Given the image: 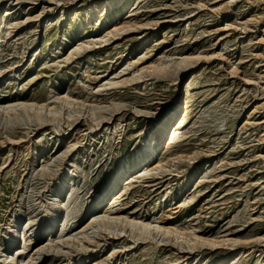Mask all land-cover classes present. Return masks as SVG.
I'll list each match as a JSON object with an SVG mask.
<instances>
[{"label": "rangeland", "instance_id": "1", "mask_svg": "<svg viewBox=\"0 0 264 264\" xmlns=\"http://www.w3.org/2000/svg\"><path fill=\"white\" fill-rule=\"evenodd\" d=\"M95 1L0 0V74L12 73L0 101L61 105L62 118L79 116L40 128L31 114H0V250L22 233L42 241L58 200L63 232L75 236L42 264L81 256V264H264V0H126L99 16L89 11ZM193 55L200 58L179 83L147 69ZM190 75L183 124L157 156L161 167L123 175L96 216L118 199L113 214L156 219L206 244L136 239L127 226L82 233L87 205L114 168L132 165L155 114L181 98ZM93 108L107 125L91 131L84 119ZM15 247L26 260L29 249Z\"/></svg>", "mask_w": 264, "mask_h": 264}, {"label": "bare ground", "instance_id": "2", "mask_svg": "<svg viewBox=\"0 0 264 264\" xmlns=\"http://www.w3.org/2000/svg\"><path fill=\"white\" fill-rule=\"evenodd\" d=\"M125 2L126 0H102V2L99 4V0H96L95 2H93L92 5H90L89 11L90 12L94 11V13L97 16H99L100 14H102L104 10H106L109 6L115 3L120 4V6L123 8L124 5H126ZM91 16H92L91 14L90 16L87 14V19L89 20ZM4 21L6 20L2 19L0 22L4 23ZM34 55L35 54L33 53L30 57L33 58ZM199 58H200L199 55L182 56L178 60L171 62V64L161 65V64L155 63L156 65L149 66L147 67V69L150 70L149 74L173 75L175 76V79L179 83L180 80L184 77V75H186L187 72L190 70L191 63L194 60H197ZM6 74H0V84L5 83L11 79L12 73L10 75H6ZM192 78L193 76H191L190 79L186 82L185 88H184V94L181 96L180 99H176L172 101L170 106L168 107H161L158 110V112L155 114L156 118H154V121H153L154 125L151 129V132L148 134V138L145 137L142 140L140 144V148L138 149L137 154L134 157L132 165H128L124 161L121 162L120 164L118 163L119 166L114 168V170L111 172V175L109 176V179L106 182L105 186L101 187V193H98L95 196V198L87 205L86 213L90 212L89 217L91 218V220L89 219L90 221L81 228L82 233L85 234L86 229L88 230V228H93V227L94 228L97 227V228H101L105 230H108V229L109 230H124L125 227L127 226V229H129V232L133 234V237L136 236V239L137 238L144 239V238H147V236L149 237L152 236L151 239H153L154 237L158 236L160 237V240L162 239V241L164 240L168 241L170 245L176 244L177 246H182V244H184L190 250H193L194 248L198 246H202L206 244L205 241L207 240H203L202 237L196 235L195 233L187 231V230H186L187 232L181 231L178 228L176 229L166 224L160 223L161 221L159 222L156 219L150 220V221L149 220H137L135 218L131 219L128 217L120 216L119 214H113V209H114L113 206L115 205L114 204L115 201L118 199H113L112 201H110L111 203L108 202L112 198V196L107 200L108 202L107 204L109 203L110 204L105 210V212L100 214L99 216H96L97 211L99 210L100 206L104 202L105 198L108 197L109 193L114 192V194H117L119 188L121 187V184L119 183L123 175L127 174L128 177L126 178H130L133 176V174H136L138 172H141L142 174H146L147 172L151 170H156L161 167L162 165L161 159L156 160V158L158 155H160L161 149L173 144L178 137V131H179L180 126L183 124L186 108L188 106L187 103L189 102V98L193 90ZM58 98L64 103L68 104L70 102L67 95L58 96ZM182 105H184V107ZM121 108L123 107L121 106ZM121 108L120 106L118 107L116 106L115 108L113 106L112 110L110 109V112L111 111L115 112V110H118V109L121 110ZM95 109L94 111L91 110L90 119L88 118L84 119L88 123L89 125L88 128H90L91 131H94L95 128L96 127L98 128L100 125L102 126L104 124L107 125V121L105 120L106 114L101 113L102 111L96 112ZM61 110H62L61 105L59 106L55 105L53 107L51 106L48 107L44 103L35 102L33 100L19 101L16 99H10V100H7L6 102L0 101V114L1 115H4V116L11 115L12 116V115H17V113H20V114L25 113L24 115H27V118L29 119L32 116L35 120V123H36L35 125H37L40 128L43 125L47 124L49 121L52 122V120L54 119H58L59 121L63 120V123H66L67 126H71L72 124L76 123V121L79 119L78 115H75L69 111L67 113L66 118L64 119V117L62 118L61 116H59V113L61 112ZM122 110H127L125 109V105H124V109ZM108 115L110 117L109 118L107 117V120L110 119L111 116H113V115H110L109 112H108ZM103 118L105 121H103ZM57 131L60 132L61 130H57ZM37 154L38 153L35 152L34 155L31 156L30 165L34 164L35 157ZM72 171L73 170H71L70 172ZM70 179H72V177H70L69 180ZM68 183L69 182L67 181L65 184L66 188H68ZM59 193H61V188H59ZM63 197H65V195ZM56 198L59 199L61 197L60 196L58 197V195H56ZM57 201L58 200H56L55 203H53L54 201H52L51 208H49V211H50L49 214H51L50 220H51V223H54V225L47 232L44 238L46 239L47 236H49L46 243L41 244V242L44 239L40 241L39 235L36 238H31L29 236H25V233H22V235L19 234L18 241H17V238L10 239L9 243L2 250H0V262L2 264H42V262H40L41 258L43 260L44 258L48 257L49 255H51L50 251L53 252V250L56 248L57 250L55 252H58L59 243H64L66 242L67 239H69V237L75 236V234L73 235L70 234L67 236L63 232V225L65 224L64 223L65 212L64 210H59V211L57 210L58 213L56 214V211H55L56 208L61 209L59 204L56 205ZM229 241H230V244L232 245L235 243L234 240H229ZM15 245L18 247L21 245V250L23 251L26 248L29 249V253L26 254L27 255L26 260L25 259L23 260V258L21 257L17 258L16 255L13 254V250L16 248ZM82 257L83 256L80 257L77 264L82 263L81 261ZM85 260L86 259H84L83 261L85 262ZM89 262L90 261H88V264ZM222 263L223 262H220L219 264H222Z\"/></svg>", "mask_w": 264, "mask_h": 264}]
</instances>
